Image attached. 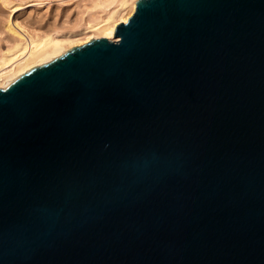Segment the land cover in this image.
Here are the masks:
<instances>
[{"label": "water", "instance_id": "water-1", "mask_svg": "<svg viewBox=\"0 0 264 264\" xmlns=\"http://www.w3.org/2000/svg\"><path fill=\"white\" fill-rule=\"evenodd\" d=\"M0 87V264H264V0H136Z\"/></svg>", "mask_w": 264, "mask_h": 264}, {"label": "bare ground", "instance_id": "bare-ground-1", "mask_svg": "<svg viewBox=\"0 0 264 264\" xmlns=\"http://www.w3.org/2000/svg\"><path fill=\"white\" fill-rule=\"evenodd\" d=\"M135 1L136 0H120L116 9L107 12L104 17H100L98 20H95L92 23L89 22L85 26L83 27L80 26V27L81 29H85V30L91 29V31H94L96 34V35L94 34L95 38L105 37L113 41L118 40V37H111L113 30L117 23L126 22L127 18L133 12V9L135 7ZM4 3H6L10 12H12V11H17V10L22 9L24 5L25 6L37 5L38 1L37 3L35 0V2L33 1V2H29L28 4H26V2H18V1L8 2V0H4L3 4ZM126 9L127 11H125ZM123 11H125V13ZM9 17H10V14H9ZM16 21L17 19L14 21H11L9 18H7L5 29L3 28L4 31H6L7 33L5 35L10 36V37L7 36L8 39L10 38L8 40V44L10 45H8L9 48H8L7 53H3V52L1 53L0 51L1 53L0 54V87L4 86L5 82L12 80L19 74H22L23 72L29 70L30 68L36 65L42 64L44 62H47L51 58L58 56L59 54L67 50L68 48L73 47L77 44H80V43H75V42H80V40L74 41L75 38L71 39L72 37L70 38L69 36L68 37L56 36L59 34V33L57 34L56 30L57 29L59 30L61 26L57 29H54V28L53 30L50 29V31L52 32L51 34L50 33L47 34L48 31L47 32L45 31L46 34H38V33L36 34V32L34 34L31 32V30H29V28L25 27L24 25H21L19 22H16ZM6 36H5V39H6ZM84 38L86 39L85 40L82 39L81 41L83 43L88 41L92 37L85 36Z\"/></svg>", "mask_w": 264, "mask_h": 264}, {"label": "rangeland", "instance_id": "rangeland-1", "mask_svg": "<svg viewBox=\"0 0 264 264\" xmlns=\"http://www.w3.org/2000/svg\"><path fill=\"white\" fill-rule=\"evenodd\" d=\"M3 1L4 0L0 1V15H1L0 16V51L1 53L2 52L7 53L8 48H9L8 45H10L8 44V40L10 38L8 39L7 37L9 35L6 36L5 34L7 33L6 31H4L5 25L7 23V18H9L11 21H14L17 19L16 22H19L21 25H24L25 27L29 28V30H31V32L34 34L35 32L36 34L37 33L46 34L47 31H48L47 34L49 33L51 34L52 32L50 31V29L51 30H53V28L57 29L61 26L59 30L58 29L56 30L57 34L59 33L56 36H61V37L69 36L70 38L72 37L71 39L75 38L74 41L80 40V42H75V43L82 44L83 42L81 41L82 39L84 40L86 39L84 38L85 36L87 37L90 36L93 38L96 34L94 31H91V29L85 30V29H81V27L85 26L89 22L92 23L93 21L98 20L100 17H104L107 12L116 9L120 2V0H36V3L38 1L37 5H30L32 7L24 5L22 8L23 10L20 9L17 11L10 12L6 3H4L5 5L3 4ZM12 1L13 2H16V1L26 2V4H28L29 2H33V1L35 2V0H22V1L8 0V2H12ZM125 11H127V9ZM125 11L123 12L125 13ZM9 14H10V17H9ZM5 36H6V39H5Z\"/></svg>", "mask_w": 264, "mask_h": 264}]
</instances>
